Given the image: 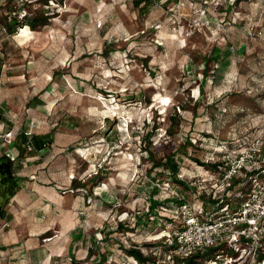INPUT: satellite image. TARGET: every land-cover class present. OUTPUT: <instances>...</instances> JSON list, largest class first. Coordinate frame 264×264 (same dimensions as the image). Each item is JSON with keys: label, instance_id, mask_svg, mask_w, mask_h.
Wrapping results in <instances>:
<instances>
[{"label": "rangeland", "instance_id": "rangeland-1", "mask_svg": "<svg viewBox=\"0 0 264 264\" xmlns=\"http://www.w3.org/2000/svg\"><path fill=\"white\" fill-rule=\"evenodd\" d=\"M24 16L46 24L11 33ZM263 77L264 0H154L143 13L133 0H0V108L13 125L0 120V157L16 182L0 217V264H140L133 246L163 262L177 209L161 211L173 224L150 219L105 241L104 232L133 227L155 193L199 205L198 189L148 174L153 161L192 139L189 153L209 162L220 142L258 135ZM22 130L53 144L18 160ZM183 167L195 190L211 174Z\"/></svg>", "mask_w": 264, "mask_h": 264}, {"label": "built area", "instance_id": "built-area-1", "mask_svg": "<svg viewBox=\"0 0 264 264\" xmlns=\"http://www.w3.org/2000/svg\"><path fill=\"white\" fill-rule=\"evenodd\" d=\"M262 117L260 133L247 143L217 145L223 164L218 172L208 170L210 176L196 183L199 205L174 193L173 198L182 201L175 211L180 223L168 237L175 249L164 263L174 256L188 259L214 250L202 264H264V258L259 259L264 250V109ZM27 147L33 150L30 143ZM209 162L215 163L217 158ZM245 170L250 175L232 191L235 178Z\"/></svg>", "mask_w": 264, "mask_h": 264}, {"label": "trees", "instance_id": "trees-1", "mask_svg": "<svg viewBox=\"0 0 264 264\" xmlns=\"http://www.w3.org/2000/svg\"><path fill=\"white\" fill-rule=\"evenodd\" d=\"M134 4L136 7H138L140 9V12H144L146 9H149L152 5L154 0H133ZM240 1V0H237ZM38 24H46V19H42V18H30L28 16H24L22 20L17 19L16 17H14L11 22L8 23V29L10 30V32H15V28L18 27H22L25 25H29L30 27L35 28ZM250 102H256L257 100L250 98ZM180 109L185 110L186 108L180 104L179 106ZM0 120L4 121L5 123H7L9 126V128H7V130H10L12 128L13 125L10 124V120H8L5 117V113L3 112V110L0 108ZM150 125V124H149ZM259 126V125H258ZM262 126V122L261 125L259 126V128H261ZM254 129V128H253ZM257 129V128H256ZM52 139L50 138L49 134L45 135H31L29 132H27V130H22L20 131L16 138L15 141L12 142V146L18 150V156H16V158L18 160H22L25 159L24 154H28L29 153H38L39 151L45 149L46 147H48L50 144H53ZM28 143H30L33 146V150L32 151H28ZM223 143L228 144V145H232L234 143H231L230 141H223ZM195 142H193V140H189L186 142L185 147L186 148H181L179 150H176L175 152L165 156L162 160L160 161H153V165L150 168V171L148 174H152L154 171H156V175H164L166 176L167 181L166 182H162V185L168 183L171 186H173V189H176L178 191H191L193 193H197V188L195 190V188H191L190 185H188L185 180H182L179 177L180 172H182L183 170V163L185 160H189L195 164H198L199 166H204L206 167L207 170L211 171V172H218L219 171V167L223 164V162L221 161V155L222 153L220 152H216L215 156H213L214 158H217V162L213 163V162H207L204 161L203 159L199 158L198 156H195L191 153H189L188 151V147H193L195 149ZM22 158V159H21ZM15 159V160H17ZM13 165L14 163L11 162V167L13 169ZM250 175V171L245 170L242 175H240L238 178H235L233 184H232V191L236 189V187H238L240 184L244 183V181L248 178V176ZM158 178V177H157ZM156 177H154V179L157 180ZM12 186H11V194L12 196L15 195V186H16V182L13 180L12 181ZM155 196L156 193L154 194ZM155 196H152L149 198V202H148V210L146 213L143 214H138V216H135V224L133 227L127 225V224H118L117 228H115L112 231H105L104 235L106 238L108 239L113 233L117 232H126V233H133L136 231L137 228H139L140 226L142 227L146 221L149 222L152 220V222H160V225H167V224H173L174 222V218L172 217V214H170V217H166L163 216L161 213V211H169L170 213H173L174 210L178 209L181 205H182V201H179L178 199H176L175 197L173 198L168 197L165 198L164 200L162 199H157ZM208 209L207 204H205V208L204 210L206 211ZM151 219V220H150ZM177 227L179 225H176ZM81 233V232H80ZM103 241V240H102ZM159 245V244H158ZM156 245V246H158ZM137 246H133V248H130L127 250L128 256L134 258L135 260H137L138 263L140 264H202L204 263V261L208 260L213 251L214 250H205L204 252H200L188 259H181L178 258L176 256L173 257V260H171V262H165L163 260H165V258L167 257L168 254L172 253L175 249V245H171L165 242V244H163V246H161L162 248H164L165 252H163V256L162 257V261H156V259H154L153 257L144 254L140 249L136 248ZM93 253V249H90L89 251V255H91ZM73 261H75L74 257H72ZM106 256H103L100 260V263H102L105 260ZM264 258V255H261V260ZM96 264V263H94Z\"/></svg>", "mask_w": 264, "mask_h": 264}, {"label": "water", "instance_id": "water-1", "mask_svg": "<svg viewBox=\"0 0 264 264\" xmlns=\"http://www.w3.org/2000/svg\"><path fill=\"white\" fill-rule=\"evenodd\" d=\"M11 160L8 156L0 157V217L3 216L7 202L12 198L10 180L12 177Z\"/></svg>", "mask_w": 264, "mask_h": 264}, {"label": "crops", "instance_id": "crops-1", "mask_svg": "<svg viewBox=\"0 0 264 264\" xmlns=\"http://www.w3.org/2000/svg\"><path fill=\"white\" fill-rule=\"evenodd\" d=\"M264 78V77H263ZM262 81V80H261ZM261 81H259V83H261L262 84V87H264V79H263V81L261 82ZM252 89L253 90H255V91H257L258 89H259V86H257V85H253V87H252ZM257 99V98H256ZM258 99H257V101H256V104H257V107L258 108H260V102L258 103ZM262 111H263V109H262ZM263 118V117H262ZM262 118H260L261 119V121H262Z\"/></svg>", "mask_w": 264, "mask_h": 264}, {"label": "flooded vegetation", "instance_id": "flooded-vegetation-1", "mask_svg": "<svg viewBox=\"0 0 264 264\" xmlns=\"http://www.w3.org/2000/svg\"><path fill=\"white\" fill-rule=\"evenodd\" d=\"M9 180H10V190H11V186H12V177L11 178H9Z\"/></svg>", "mask_w": 264, "mask_h": 264}]
</instances>
